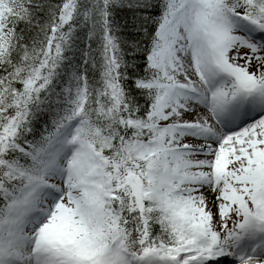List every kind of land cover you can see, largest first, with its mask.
Listing matches in <instances>:
<instances>
[{
    "label": "snow or ice",
    "instance_id": "1",
    "mask_svg": "<svg viewBox=\"0 0 264 264\" xmlns=\"http://www.w3.org/2000/svg\"><path fill=\"white\" fill-rule=\"evenodd\" d=\"M0 264H264V0H0Z\"/></svg>",
    "mask_w": 264,
    "mask_h": 264
}]
</instances>
